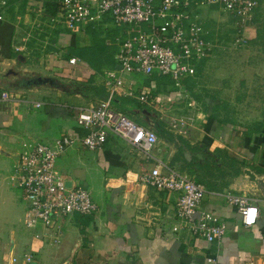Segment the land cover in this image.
<instances>
[{"label":"crops","instance_id":"1","mask_svg":"<svg viewBox=\"0 0 264 264\" xmlns=\"http://www.w3.org/2000/svg\"><path fill=\"white\" fill-rule=\"evenodd\" d=\"M9 2L5 20H0V181L5 178L3 170L8 160L13 158L16 162L19 150L11 149L19 138L22 137L21 142L53 140L67 133L79 139L59 156V167L74 185L96 194L98 207L93 215L75 214L65 220L59 246L47 245L33 238L30 232L24 245L27 251L23 252L34 257L28 263L12 261V256L19 258L16 252L19 242L15 240H24V236L12 233L1 245L3 264H205L208 257L225 264H264V196L243 190L246 182L242 178L244 168L264 176V47L252 48L258 34L264 42V1L257 10L245 46L233 44L230 22L225 21L223 27L228 32L225 43L219 40L222 39L218 34L219 25L216 30L215 26L208 28L215 48L195 64L193 75L182 80L185 98L178 88L171 87L166 80L169 77L122 74L116 59L114 67L104 66L101 72L91 68L71 50L74 42L81 49L94 45L95 37L88 27L91 24L75 31L52 27L36 13L44 7L43 0ZM110 24L107 20L103 28L106 32L98 35L105 38L108 46L114 45V37L122 32L120 26L113 29ZM29 33L34 37L28 39ZM25 43V52L17 53L15 47ZM240 50L245 64L241 68L243 78L239 80L238 91L232 86L236 77L232 78L229 70L228 82L219 83L216 79L218 90H210L203 97H192L194 80L203 74L207 62L221 53ZM69 54L70 58H80V63L71 65ZM252 59H261L259 68L250 64ZM110 71L120 76L121 84L116 92L124 97H132L123 93L128 89L136 96L142 91H151L153 105L132 97L150 108H143L135 117L146 123L158 120L168 130L162 134L157 131L159 143L151 158L115 134L109 135L101 149L93 150L83 143L81 137L87 132L77 124L76 116L81 108L100 100L93 91L83 95L44 85L18 89L7 85L19 76L38 73L65 82L92 80L94 86L108 93L105 81L106 72ZM258 89L256 96L259 97L252 102L253 92ZM5 91L20 98L4 100ZM190 102L193 106H189ZM253 105L258 108L251 113ZM145 109L150 115L143 113ZM180 119L186 121L185 133L170 126L173 120ZM253 120L257 121L252 123ZM159 162L163 163L164 172L174 168L188 172L196 181L201 179L198 183L205 187L206 195L194 217L199 219L202 212H210L225 222L228 229L221 239L208 242L203 236L192 234L176 214L179 193L144 181V176ZM14 164L9 179L16 186ZM228 191L248 196L259 207L255 225L246 227L242 223L238 207L225 197Z\"/></svg>","mask_w":264,"mask_h":264},{"label":"built area","instance_id":"2","mask_svg":"<svg viewBox=\"0 0 264 264\" xmlns=\"http://www.w3.org/2000/svg\"><path fill=\"white\" fill-rule=\"evenodd\" d=\"M260 5L259 0H58L55 14H47L44 7L36 13L52 27L70 31L85 29L89 24H105L108 19L123 26L122 32L114 37V44L118 46L115 59L121 66L120 72L169 77L184 95L182 80L193 75L195 64L215 48V41L209 38L208 19L200 16L198 8L215 6L228 13L231 18L226 20L231 24L233 44L245 46ZM9 7V0H0V20H5ZM32 37L34 34L29 33L28 39ZM26 48L25 43L15 47V51L22 53ZM69 63L78 65L80 58L71 57ZM106 76L107 97L81 108L76 116L77 124L87 132L81 140L88 148L97 150L105 145L109 135L115 134L151 158L159 143L158 133L154 126L141 124L115 108V94L121 78L115 71L106 72ZM123 93L153 105L150 90L137 96L131 89ZM183 95V98L187 96ZM19 98L8 91L2 93L4 100ZM35 105L41 106L40 103ZM185 122L184 119L173 120L170 126L185 133ZM78 139V136L65 133L50 141L25 140L14 164L16 186L27 203L25 226L33 238L50 246H59L62 242L65 220L75 214L87 216L97 211L98 206L89 190L73 183L69 187L68 179L56 165L59 156ZM162 166L159 162L144 176V181L153 187L179 193L176 214L192 234L203 236L208 242L221 239L228 229L225 222L210 212H202L199 219L194 217L206 195L205 187L186 171L171 168L164 172ZM225 197L238 207L246 227L257 223L259 207L248 196L228 191ZM33 258L31 253H24L20 258L11 257L14 263H28ZM205 264L225 263L208 257Z\"/></svg>","mask_w":264,"mask_h":264},{"label":"rangeland","instance_id":"3","mask_svg":"<svg viewBox=\"0 0 264 264\" xmlns=\"http://www.w3.org/2000/svg\"><path fill=\"white\" fill-rule=\"evenodd\" d=\"M197 11L202 18L208 19L207 28H211L212 26H215V30H216L217 28L216 26L219 25L218 34H219V38H222V39H219V38L218 39L220 41H223V43H225L227 40L226 37L228 35V32H227V28L226 27L223 28V27L226 26V23H225V21H227L226 19L231 18L229 14L222 12L221 9L215 6L199 7ZM263 19H264V12H263ZM110 23H111L110 24L111 28L113 29H115L114 28L115 26L119 27L115 25L111 20H110ZM213 23L215 24L213 25ZM102 25L104 26V24ZM229 30H231V28H229ZM259 38H260V35L258 34L257 38L252 42V44H254L252 45V48L255 50L257 49V47H260V46L264 47V42L259 40ZM225 46H227V43L225 44ZM214 59L215 60H212V61L210 60L209 62H207V64H205L206 68L204 69L203 74L200 76L199 79L194 80L195 83L192 88L193 91H191L192 97L194 98H197V96L203 97L206 94V92H209L210 90H218L215 84L217 83L216 79L219 80V83L222 80L224 81L227 80L226 82H228L229 79L227 78V76L229 74L227 73V71L229 70H231L230 74L232 75V78L236 77L234 78L235 83L233 82L234 85L232 84V86L234 89H236V91H238L239 80L243 78L241 77L242 71H243V69L241 68L245 64L244 54L241 52V50L236 51L234 53L230 51L226 53H221L217 57H214ZM260 60L252 59L250 64H253L254 66H257V68H259ZM135 75H142V74H135ZM166 80L170 81L171 87L173 86L175 88L174 81H172L171 78L166 79ZM226 82H222V86L227 87ZM259 91L260 89H258V91L254 90L253 92L254 96H253L252 102L255 101V98L259 97V95L256 96V93ZM134 107H135L134 105L133 107L131 106V108H134ZM252 107H253V110H251V113L256 111L257 106L253 105ZM241 115H243V112ZM256 121L253 120L252 123ZM21 138H19L18 144L13 145V148L11 149V151L13 152L18 151V150L20 151L21 149L20 147L22 143ZM40 141L44 142V141H50V140L41 139ZM59 159L57 160V164H56L57 168L67 178L66 172L62 168L59 167V163H58ZM13 164H14L13 158L11 160H8L6 168L3 170V174L5 178L0 181V239H2V242L0 243V264H3V255H4V252H3L4 248H2L1 245H3L5 241L9 240V238L12 236V233L17 232L19 235L24 236L23 237L24 240L22 242H20V240H17L15 238L16 239L15 241H17V243L19 242V244L16 246L17 256L19 258L23 255V252L27 251L26 250L27 248L24 247V245H26L27 238L30 236V232L26 228L25 223H24V216H25V212L27 208V203L23 198L21 189L15 186L14 184H12L9 179V176L12 173ZM89 193L91 195L92 200L95 203H98V200H97L98 197L96 196V194L90 189H89ZM20 244H22V246Z\"/></svg>","mask_w":264,"mask_h":264},{"label":"trees","instance_id":"4","mask_svg":"<svg viewBox=\"0 0 264 264\" xmlns=\"http://www.w3.org/2000/svg\"><path fill=\"white\" fill-rule=\"evenodd\" d=\"M57 1L58 0H43L44 2V8L47 14L53 15L57 11ZM260 2H263L264 0H259ZM192 10V9H191ZM89 31L94 35L95 37V43L91 48H80L77 43L74 42L72 45V51L74 53H77V55L80 56L81 59L86 60L89 64V66L96 71L101 72L102 68L104 66L108 67H114L115 65V52L118 48L116 44L108 46L105 44V38L101 39L99 38L100 32H106L104 30V26L102 24H91L88 26ZM104 28V29H103ZM87 51V52H86ZM92 53V55H91ZM90 54V56H89ZM71 54H69L67 57L70 58ZM48 80V82L45 83V80ZM7 85L10 88H31L35 86H49L58 88L60 90L70 92V93H82L83 95L89 94L90 91H93L94 94H96L100 100L107 97L108 93L104 88H99L93 85V81L89 80L87 82H65L55 77H49V76H42L38 73H33L29 76H19V78L15 81H9ZM135 106L134 108H131V106ZM114 106L117 110L129 115L132 119L135 121L144 124L149 125L146 123L143 119L135 117L137 114H141V111L143 108H147L150 110L149 107L146 105L140 104L138 101L135 100V98L132 97H124L121 93L116 92L115 94V100H114ZM155 125L154 129L156 132L159 130V132L162 133H168V130L164 127L163 122H160L158 120H154ZM179 137V136H178ZM166 138V136H165ZM182 140V138H179ZM198 180L197 182L200 181Z\"/></svg>","mask_w":264,"mask_h":264},{"label":"water","instance_id":"5","mask_svg":"<svg viewBox=\"0 0 264 264\" xmlns=\"http://www.w3.org/2000/svg\"><path fill=\"white\" fill-rule=\"evenodd\" d=\"M117 67L121 68L120 65H118ZM46 82H48L47 79L45 80V83ZM143 113L150 115V112L146 109L143 110ZM148 124L154 126V122L151 120L148 121ZM242 178L246 182L245 186H243V190H246L251 194L260 192L264 196V176L258 175L254 170L244 168ZM67 185L71 187L72 182L70 180H67Z\"/></svg>","mask_w":264,"mask_h":264}]
</instances>
